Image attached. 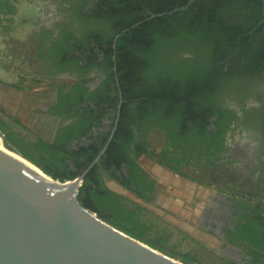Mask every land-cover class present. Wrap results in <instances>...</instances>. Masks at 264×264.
<instances>
[{
    "label": "flooded vegetation",
    "instance_id": "af4514ba",
    "mask_svg": "<svg viewBox=\"0 0 264 264\" xmlns=\"http://www.w3.org/2000/svg\"><path fill=\"white\" fill-rule=\"evenodd\" d=\"M159 1L0 0V97L20 109L19 130L0 98V132L21 154L40 141L105 140L100 153L119 130L124 162L98 180L125 197L156 249L186 264H201L198 247L225 264H264V22L234 42L211 39L207 56L216 52L221 67H201L204 55L189 51L133 50L131 39L151 37L131 28L154 18ZM219 8L226 26L264 18V0ZM174 54L194 57L186 71L202 76L191 90L172 83ZM175 91L178 101L148 99Z\"/></svg>",
    "mask_w": 264,
    "mask_h": 264
},
{
    "label": "water",
    "instance_id": "95a60500",
    "mask_svg": "<svg viewBox=\"0 0 264 264\" xmlns=\"http://www.w3.org/2000/svg\"><path fill=\"white\" fill-rule=\"evenodd\" d=\"M194 1L167 14L186 10ZM0 135V264H183L78 201L84 176L108 143L79 177L61 182L31 167L37 166ZM197 254L201 264H225L204 248L198 247Z\"/></svg>",
    "mask_w": 264,
    "mask_h": 264
},
{
    "label": "trees",
    "instance_id": "16d2710c",
    "mask_svg": "<svg viewBox=\"0 0 264 264\" xmlns=\"http://www.w3.org/2000/svg\"><path fill=\"white\" fill-rule=\"evenodd\" d=\"M188 1L160 0L152 8L150 14L158 15L166 13L165 15L155 16L150 21L131 28L134 36L148 32L149 37H151L150 39H131L133 42V50L136 51L143 48L155 54L159 51L176 54L184 50L192 53L197 59H200L204 55L203 64L200 65L201 67L209 66V64H212L214 67H221L220 65H216L221 59V56H218L216 52L207 56V48L210 40L222 41V39H225L228 42H234L252 30L261 18L258 17L259 15L253 16L243 23L226 26L217 12L220 9L219 7L223 5V0H195L188 9L167 14L173 9L186 5ZM263 28L264 24L257 29L256 33ZM192 42L196 43V46L185 45V43L193 44ZM175 44H178V47L173 50L172 48L176 46ZM175 54L169 59H165L164 56L166 63H170L171 67L178 70L180 80L177 79L172 81V83H181V87L187 86L191 90V88H194L193 85L196 84L194 80L201 78L202 75L197 72L186 71L191 67L188 63L192 62L194 57L191 59H179ZM258 65L261 66L260 64ZM118 70L122 74V64L120 62L118 64ZM168 78V76L164 78L166 86L170 85ZM121 90L124 92L122 85ZM176 92L172 95L166 92L162 96L161 92H157L154 95L148 96V99L152 101L166 99L168 101V98L171 97L170 101L174 102L179 100V97L174 96ZM0 131L3 132L2 126L0 127ZM119 135L120 131L117 130L99 162L84 176L83 182L78 189L77 199L84 208L96 213L105 222L157 248V246H154L150 242L142 225H139V222L134 219V213L126 209L125 205L121 203V201L126 202L125 197L110 191L98 180L100 171L106 170L107 172L112 164H115L119 168L124 162L121 159V153L116 152L115 142ZM104 142L105 140H102L89 147L68 149L67 142H65L64 148L56 143L40 141L36 146L32 147V153L31 150H20H22L23 156L39 167L47 176L64 182L79 177L99 153ZM114 158H117V161H113ZM109 174L111 178L124 184L120 177L116 176L114 171H109Z\"/></svg>",
    "mask_w": 264,
    "mask_h": 264
},
{
    "label": "crops",
    "instance_id": "0c3cea01",
    "mask_svg": "<svg viewBox=\"0 0 264 264\" xmlns=\"http://www.w3.org/2000/svg\"><path fill=\"white\" fill-rule=\"evenodd\" d=\"M15 96H16V95H15ZM0 98H3V101H4V104H5L6 111L8 112V113L5 114V118H4V119H5L8 123L14 125L15 128L19 129V128L16 126V124H15L16 121H15V118H13V117L16 116L17 111L20 110V109H19L18 107H15V106H13V105H10L11 103H10V101H8V100H13V99H14V96L12 95V96H10V97H0ZM23 105H24V107H27V106H28L27 103H24ZM9 113H11V114H9ZM10 115H11V116H10ZM12 116H13V117H12ZM19 130H20V129H19Z\"/></svg>",
    "mask_w": 264,
    "mask_h": 264
},
{
    "label": "rangeland",
    "instance_id": "374dc122",
    "mask_svg": "<svg viewBox=\"0 0 264 264\" xmlns=\"http://www.w3.org/2000/svg\"><path fill=\"white\" fill-rule=\"evenodd\" d=\"M110 184V183H109ZM110 185H113V182H111V184ZM116 188V187H115ZM178 195V194H177ZM185 194L184 193H182V194H179L177 197H178V200L179 201H181L182 202V196H184ZM200 195V194H199ZM200 197V196H199ZM200 200H202V199H200ZM179 201H177V203H179ZM184 201L186 202V201H188V200H185L184 199ZM175 209V208H174ZM174 209H172V210H174ZM174 211H176V210H174ZM158 250V249H157ZM174 259H176V260H178V261H180L179 259H177L176 257L174 258ZM183 264H186L185 262H183Z\"/></svg>",
    "mask_w": 264,
    "mask_h": 264
},
{
    "label": "bare ground",
    "instance_id": "6f19581e",
    "mask_svg": "<svg viewBox=\"0 0 264 264\" xmlns=\"http://www.w3.org/2000/svg\"><path fill=\"white\" fill-rule=\"evenodd\" d=\"M0 140L2 141V137L0 135ZM3 142V141H2ZM28 164V163H27ZM30 165V164H29ZM31 167H33L35 170H37L38 172H40L41 174L45 175L46 177H48L50 179V176H47L45 173H43V171H41L40 169H38L37 167H34L32 165H30Z\"/></svg>",
    "mask_w": 264,
    "mask_h": 264
}]
</instances>
